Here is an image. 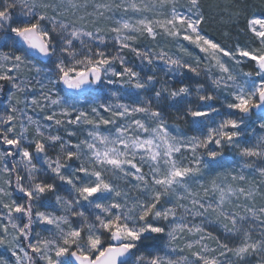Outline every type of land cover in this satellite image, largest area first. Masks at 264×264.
Returning <instances> with one entry per match:
<instances>
[{
  "label": "snow or ice",
  "instance_id": "6c2138e0",
  "mask_svg": "<svg viewBox=\"0 0 264 264\" xmlns=\"http://www.w3.org/2000/svg\"><path fill=\"white\" fill-rule=\"evenodd\" d=\"M0 264H264V0H0Z\"/></svg>",
  "mask_w": 264,
  "mask_h": 264
},
{
  "label": "rangeland",
  "instance_id": "374dc122",
  "mask_svg": "<svg viewBox=\"0 0 264 264\" xmlns=\"http://www.w3.org/2000/svg\"><path fill=\"white\" fill-rule=\"evenodd\" d=\"M0 103H3V100H0Z\"/></svg>",
  "mask_w": 264,
  "mask_h": 264
}]
</instances>
